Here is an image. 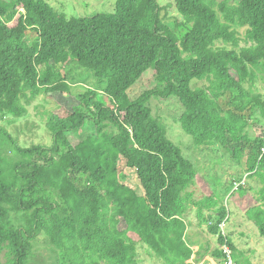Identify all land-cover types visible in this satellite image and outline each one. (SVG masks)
I'll list each match as a JSON object with an SVG mask.
<instances>
[{
	"label": "trees",
	"instance_id": "trees-1",
	"mask_svg": "<svg viewBox=\"0 0 264 264\" xmlns=\"http://www.w3.org/2000/svg\"><path fill=\"white\" fill-rule=\"evenodd\" d=\"M176 8L173 30L159 0H116L92 18H69L45 0H0V123L26 116L24 102L70 94L67 65L97 82L49 118L50 145L23 147L0 126V264H30L41 237L56 264H140L139 245L162 264H191L192 207L219 247L228 240L236 264H252L220 225L234 202L264 238V132H248L264 125V0H176ZM149 71L156 86L131 99ZM152 98H177L193 143L223 149L260 187L231 182L226 205L206 192ZM129 171L144 194L125 182Z\"/></svg>",
	"mask_w": 264,
	"mask_h": 264
},
{
	"label": "rangeland",
	"instance_id": "rangeland-1",
	"mask_svg": "<svg viewBox=\"0 0 264 264\" xmlns=\"http://www.w3.org/2000/svg\"><path fill=\"white\" fill-rule=\"evenodd\" d=\"M53 9L59 13L66 14L69 18H92L97 13H108L115 10L116 0H45ZM160 4L165 7L164 16L167 17L169 25L173 30H177L176 21L181 20V16L176 8V0H159ZM32 42L31 37L28 38ZM240 46H244L241 43ZM67 82L71 84V93L68 95L61 93H52L49 95H41L40 97L24 102L28 113L23 118L9 117L7 120L0 123L13 138L17 139L23 147H29L35 144L52 143V136L47 129V122L52 114L59 112L61 108H70L76 104V97L84 92L87 88H97V82L94 75L89 70H83L75 65H67L64 68ZM203 82H196L193 86H202ZM156 86V80L151 71L145 74L141 80L129 91L131 99H135L143 92L153 89ZM257 87L264 92V83L259 81ZM108 104L109 102L106 101ZM154 116L164 123L167 129L168 137L179 146L185 156L192 160L198 170L207 179L206 192L212 191L225 196L223 203L227 204L226 188L231 182L236 183L234 189L240 184L249 183L254 189L259 188L260 184L247 177V175L233 162L228 154L221 148H205L198 147L193 142V139L188 136L180 125L179 119L183 113L177 98L158 99L152 98L150 101ZM10 121V122H9ZM250 136L256 137L264 132V125L258 123L256 126L249 128ZM215 149V150H214ZM130 187L136 189L139 194H144L143 188L140 186L137 175L133 171H129L125 181ZM199 192L204 190L203 186L199 187ZM211 190V191H210ZM229 202V201H228ZM228 208L230 211V220L227 223L226 232L233 238V244L243 253L242 260L249 258L252 264H264V238H262L257 229L251 224L245 225L244 214L240 211L237 203L229 202ZM196 210L192 207L187 214L186 220L191 222L196 218ZM16 222H21L20 216H15ZM198 225V223H197ZM199 226V225H198ZM197 234L199 242H206V237L210 241L205 243L209 246L208 252L202 255L205 259L212 253L218 250L217 236L211 235L206 226L198 230L193 228ZM210 235V237H209ZM201 242V243H202ZM199 245V243H197ZM47 242L43 237L35 242L34 254L30 264H56V260L48 250ZM138 260L140 264H162L153 257L148 248L144 245H139ZM220 259L213 258L212 261L206 260L205 264H219ZM221 263V262H220Z\"/></svg>",
	"mask_w": 264,
	"mask_h": 264
},
{
	"label": "crops",
	"instance_id": "crops-1",
	"mask_svg": "<svg viewBox=\"0 0 264 264\" xmlns=\"http://www.w3.org/2000/svg\"><path fill=\"white\" fill-rule=\"evenodd\" d=\"M186 223H187V230H186V240L188 242V244H190L191 248L193 249L194 251V254L192 256V261H191V264H205L206 260H208V263H209V260L212 261L213 258L216 257V252H212V253H208L209 256L207 258H203L202 255L206 252H208V248L209 246H206L205 243L209 242L210 241V238L206 237V242H199V240L197 239V234L198 232H196L193 228L196 227L198 230H201L200 228H203L204 225H197L198 223V220L197 218H194V220L191 222L190 220H186ZM247 224H250L248 222H245L243 223V227H245V225ZM212 235V234H211ZM214 236V235H213ZM210 237V235H209ZM197 243H199V245H197ZM217 243H218V240H217ZM216 259H220L219 264H221V258H218L216 257ZM245 260L249 258H244ZM251 262V261H250Z\"/></svg>",
	"mask_w": 264,
	"mask_h": 264
},
{
	"label": "built area",
	"instance_id": "built-area-1",
	"mask_svg": "<svg viewBox=\"0 0 264 264\" xmlns=\"http://www.w3.org/2000/svg\"><path fill=\"white\" fill-rule=\"evenodd\" d=\"M226 226L227 222L225 221L223 224L220 225V231L224 236H226ZM220 250L222 252V257H221V264H236L234 261V258L232 256L233 250L228 242V240H225L221 245H220Z\"/></svg>",
	"mask_w": 264,
	"mask_h": 264
}]
</instances>
